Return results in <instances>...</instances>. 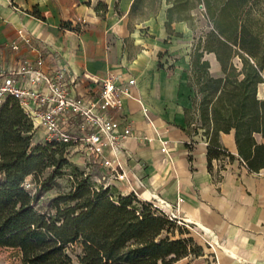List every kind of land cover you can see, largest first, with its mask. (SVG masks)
<instances>
[{
    "label": "crops",
    "instance_id": "obj_1",
    "mask_svg": "<svg viewBox=\"0 0 264 264\" xmlns=\"http://www.w3.org/2000/svg\"><path fill=\"white\" fill-rule=\"evenodd\" d=\"M45 1L0 0V49L20 41L21 54L28 55L20 32L48 43L70 66L74 92L82 95L100 92L85 75L111 74L120 86L135 80L130 93L121 94L123 106L110 111L121 130L129 124L136 133L124 139L119 154L126 177L115 179L92 166L88 172L94 181L143 202L164 200L171 205L167 215L179 206L178 218L203 252L175 264H264V168L247 169L232 131L222 132L220 142L236 159H214L209 170L208 140L197 127L189 85L197 29L190 0H91L72 11ZM99 2L107 10L97 9ZM35 8L45 21L32 14ZM204 59L213 75V70L222 72L214 53Z\"/></svg>",
    "mask_w": 264,
    "mask_h": 264
},
{
    "label": "trees",
    "instance_id": "obj_2",
    "mask_svg": "<svg viewBox=\"0 0 264 264\" xmlns=\"http://www.w3.org/2000/svg\"><path fill=\"white\" fill-rule=\"evenodd\" d=\"M202 1L212 29L204 38L195 36L189 85L197 127L208 140L209 170L214 159H236L220 142L222 132L234 131L241 162L259 171L264 168V141L257 138H264V94L259 95L264 20L255 16L258 0H221L216 9L214 0ZM32 14L46 20L38 8ZM206 53L216 55L222 75L211 73ZM33 135L32 121L9 98L0 109V247L20 249L26 264H175L202 254L189 229L153 203L96 183L91 172L72 166L65 145L33 143ZM49 167L54 170L45 185L68 167H74L73 181L69 191L44 205L46 188L40 184L31 194L24 183ZM76 243L81 247L77 262L70 252Z\"/></svg>",
    "mask_w": 264,
    "mask_h": 264
},
{
    "label": "built area",
    "instance_id": "obj_3",
    "mask_svg": "<svg viewBox=\"0 0 264 264\" xmlns=\"http://www.w3.org/2000/svg\"><path fill=\"white\" fill-rule=\"evenodd\" d=\"M19 37L27 44L28 55L21 54L20 41H10L0 49V109L9 98L15 99L32 121L33 133L42 131L43 140L39 142L65 145L68 158L76 156V163L85 169L100 166L109 177L124 179L119 154L124 139L136 133L129 124L121 130L110 111L123 106L121 94L130 93L135 80L120 86L111 74L103 78L85 75L100 85V92L97 96L75 93L76 80L59 52L30 34L20 32ZM146 117L152 123L147 113ZM152 128L156 132L154 125ZM27 185L26 179L24 186ZM153 205L165 213L171 208L157 197ZM178 209L179 206L168 216L187 225L178 218Z\"/></svg>",
    "mask_w": 264,
    "mask_h": 264
},
{
    "label": "rangeland",
    "instance_id": "obj_4",
    "mask_svg": "<svg viewBox=\"0 0 264 264\" xmlns=\"http://www.w3.org/2000/svg\"><path fill=\"white\" fill-rule=\"evenodd\" d=\"M45 2H47V5H53L55 3L60 9L62 10L69 9L70 11L76 8L77 4L79 3H85L88 5L91 4V0H46ZM221 2H222L221 0H214L213 8L215 9L218 8ZM155 4H156L155 1H153L151 4L152 9L155 6ZM189 5L192 8H195V12H196L195 23H196L197 29H196L195 34L197 37L204 38L206 37V34L212 29V22L210 18H207L204 15L206 13L205 2L202 0H190ZM256 8H257V12L255 13V16H257L261 20H264V0H258ZM98 9L104 12L105 7L104 5H99ZM78 25L79 24H77V26ZM197 40L199 39L197 38ZM194 43H196L195 38L192 41V44ZM189 47L191 48L190 51H192L193 45ZM165 55L166 54H162L161 59L166 57ZM176 56L178 57L179 55H176ZM210 57L211 56H208V58ZM235 62L239 63V59H235ZM213 73L215 75H222V72H220L219 70H213ZM259 94L263 96L264 85L260 86ZM33 140L35 142H39L43 140L42 131L36 130L33 135ZM70 163L72 164V166L77 167L78 170H86L88 172V170L85 169L84 166L77 164L76 160L74 161V159H72L70 160ZM74 167L65 168L64 169L65 173L62 176L55 178L53 181L47 183V185L44 184L45 178L48 176L51 170H54V168L49 167L44 171V173L39 174L38 176L30 175L29 177H27L29 185H27L25 188L31 194H35L37 189H39V185L41 184L42 188H46V190L43 192L41 203H43L44 205H47L48 201L51 198L57 196L59 193L67 192L71 189L72 181H73V177L71 176V170H74ZM179 225L187 227L186 225H183V224H179ZM70 252L72 253L75 261L77 262V256L81 253L80 244L76 243L72 245L70 248ZM0 264H26V263L23 260V255L20 249L5 246V247H0Z\"/></svg>",
    "mask_w": 264,
    "mask_h": 264
},
{
    "label": "water",
    "instance_id": "obj_5",
    "mask_svg": "<svg viewBox=\"0 0 264 264\" xmlns=\"http://www.w3.org/2000/svg\"><path fill=\"white\" fill-rule=\"evenodd\" d=\"M261 97H262V95L261 94H259Z\"/></svg>",
    "mask_w": 264,
    "mask_h": 264
}]
</instances>
